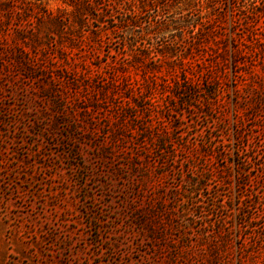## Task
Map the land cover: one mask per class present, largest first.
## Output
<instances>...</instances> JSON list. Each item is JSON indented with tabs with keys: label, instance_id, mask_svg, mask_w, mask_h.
Masks as SVG:
<instances>
[{
	"label": "rangeland",
	"instance_id": "rangeland-1",
	"mask_svg": "<svg viewBox=\"0 0 264 264\" xmlns=\"http://www.w3.org/2000/svg\"><path fill=\"white\" fill-rule=\"evenodd\" d=\"M64 1L13 0L22 9L0 11V53L26 42L17 34L31 30L34 6L70 10ZM107 21L90 20L79 36L71 26L63 37L44 33L35 49L65 120L48 126L54 104L31 91L42 82L0 72V264H222L223 215L233 234L246 202L264 212L262 122L237 115L251 98L245 85H264V0H157L138 15L135 41L120 19ZM67 36L71 57L60 53ZM184 69L204 71L203 90L184 88ZM143 124L165 144L134 146L129 129ZM106 139L133 156L134 171L116 176L121 155L95 156ZM262 215L247 242L264 244ZM224 251L238 264L233 239Z\"/></svg>",
	"mask_w": 264,
	"mask_h": 264
},
{
	"label": "trees",
	"instance_id": "trees-1",
	"mask_svg": "<svg viewBox=\"0 0 264 264\" xmlns=\"http://www.w3.org/2000/svg\"><path fill=\"white\" fill-rule=\"evenodd\" d=\"M68 6L71 7L70 10H67L65 8L59 9L57 13H52L46 9H40L39 6H34L33 11V26L29 32L26 34L18 33V36L21 35H27L25 37L26 42H23V44L20 45V49L18 52L7 53L3 56L2 53H0V72L7 71V74H18L23 73L24 75L29 77V80H36V82H42L41 85H34L31 88V91L39 90L43 94H45L47 100L51 99L54 104V113L57 115L56 119L52 123H50L48 126H52V124H56L60 120H65V117H63V111L61 110L60 106L64 107V105L61 104L63 102L62 98L59 99L57 96V87L55 88V85L51 82H44V76L42 74H46L48 76L47 69L45 65H43V61L41 62H34L33 58H35V49L36 47L40 46L42 44L43 39L46 37H42V34H55L62 37L68 30V27L71 26L70 32H77V35L79 36L78 29L85 26L90 20H96L99 23H106L107 20L111 22L114 27H120L118 26L119 19L125 23V25H128L127 33L130 38H132L133 41H135L136 35L134 34L133 30H131L134 26L137 25V18L140 13H142L145 9L149 8L151 5L154 6L157 4V0H149L145 2L144 0H66L64 1ZM107 2V3H103ZM13 8L22 9V3L14 2L13 0H8L5 2H0V11L3 10H9ZM123 17V19H121ZM108 22V21H107ZM198 23L200 24V27L204 26V21L199 20ZM149 24V23H148ZM131 26V27H130ZM122 27V26H121ZM167 27V26H166ZM115 30V29H113ZM200 30V29H199ZM193 30H191V33ZM195 34V33H194ZM61 37V38H62ZM79 38V37H77ZM68 45H65V43H62V46L60 47V53L65 54L67 57L72 56L71 49L76 47V42L71 39V37H68ZM256 39L258 41V45L261 46L264 44V38L256 36ZM137 43V42H136ZM135 43V44H136ZM253 44V42H251ZM133 44V46H135ZM218 48V47H217ZM239 50L241 53H246L242 48L239 47ZM8 55V56H7ZM58 55V54H57ZM71 55V56H70ZM31 56H34L31 58ZM55 57V56H54ZM214 57L217 59H220L219 53L216 51V54ZM135 59L137 57L135 56ZM42 64V65H41ZM204 63H201V66H203ZM61 69H63L60 66ZM40 71V72H39ZM45 71V73L43 72ZM39 72V73H38ZM200 72V74H199ZM204 71L202 72L201 69H199L198 73L195 72H186L185 69L183 70L184 77L182 78V82H188L189 85L184 87L185 89L189 90H195L199 89L200 91L204 89V81L207 79H204ZM197 77V78H196ZM53 79H59V77L52 76ZM156 80L158 79L157 76L151 75L146 76V80ZM144 80V78H142ZM62 81H64L62 79ZM238 80L236 79L235 83V92H240L242 87H239L237 85ZM251 85L247 83H243L245 85V91H250L251 98H249L245 105H248L244 112H237V115L242 118H247L249 115L254 114L256 117L259 116L258 121L262 122V124H255V128H257V131H260V135L264 136V85L260 82L251 81ZM144 84V81L139 84ZM254 84V86H253ZM256 84V88H259V92L254 91V87ZM183 88V89H184ZM249 88V89H248ZM262 88V90H261ZM177 90L181 91V83L180 86L176 87ZM252 89V90H250ZM178 91L171 90L170 94L175 95ZM134 107L137 106V104L133 105ZM72 116L75 117V112L72 114ZM119 119V118H117ZM49 123V122H48ZM74 123L76 121L74 120ZM138 127V126H137ZM69 128V126H68ZM75 130V129H74ZM73 129L69 130L68 141L74 140V131ZM86 132L93 133V129L91 126H88ZM129 132L132 134V142L134 146H141L143 142H151L153 138H155L156 143L158 146H161L165 144L166 140L161 135H154L152 128H147L143 124L141 128L138 130V128H130ZM143 133V135H142ZM133 134L135 135L133 137ZM115 134V138L118 137ZM121 135V134H120ZM121 137H124L121 135ZM72 138V139H71ZM112 140H104L103 142H100L98 145V148L100 149V153L95 154V156L99 158H103L106 163H112L113 157H119L121 155V164L118 166L113 167V173L117 176L120 175L121 168H127L129 169H135V162L133 160V156L126 152V150L117 151L112 147ZM137 156V154H135ZM264 176V174H263ZM264 179V178H263ZM264 181V180H263ZM245 182L240 181V184L238 185L237 190L238 192V198H240L241 193V187L244 185ZM252 189V188H251ZM251 191H255L252 189ZM249 194L247 193L246 196H243L242 199L245 201V197H248ZM223 200H219V207L222 209H226L225 202H222ZM259 204L260 201H257ZM255 205V203L246 202L244 206L240 209L238 212V218H237V228L235 233L232 234L230 232L229 228H227L225 219L226 215H223V223L221 228H219L217 232L221 231L220 235V241L223 248L224 254L223 256V262L222 264H226L225 260V251L228 243L234 240V243L236 245L237 249V257H238V264H264V244H252L247 242L246 240V232L250 229H252L253 223H256L260 218H262V214L264 212L258 211L257 213H252L249 211L251 206ZM262 215V216H261ZM177 257L176 255L174 256ZM178 258V257H177ZM221 264V262L219 263Z\"/></svg>",
	"mask_w": 264,
	"mask_h": 264
}]
</instances>
